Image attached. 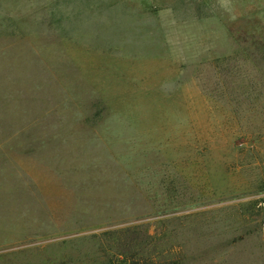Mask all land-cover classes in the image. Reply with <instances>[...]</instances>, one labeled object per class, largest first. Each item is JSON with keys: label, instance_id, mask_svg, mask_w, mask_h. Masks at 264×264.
<instances>
[{"label": "rangeland", "instance_id": "obj_1", "mask_svg": "<svg viewBox=\"0 0 264 264\" xmlns=\"http://www.w3.org/2000/svg\"><path fill=\"white\" fill-rule=\"evenodd\" d=\"M69 106L113 174L37 239L6 236L26 206L1 190L0 264H264V0H0V137Z\"/></svg>", "mask_w": 264, "mask_h": 264}, {"label": "crops", "instance_id": "obj_2", "mask_svg": "<svg viewBox=\"0 0 264 264\" xmlns=\"http://www.w3.org/2000/svg\"><path fill=\"white\" fill-rule=\"evenodd\" d=\"M52 59L55 60L56 57ZM61 60V67L58 70L54 68L51 78L57 79L58 83L60 80H68L65 95L71 96V88H75L77 80L75 63L63 55ZM46 77L50 78L47 75ZM51 90L54 94H59L55 89ZM87 103L91 104L90 101ZM69 108L73 109L75 115L79 112L78 119L52 120L53 126L46 125L43 127V133L39 135H29L30 126L28 123L22 125V118L19 126H13L15 129L11 124L4 122L6 128L11 126L12 130L0 137V191L4 188L8 190V186H11L16 191L12 198L22 201L26 206V222L23 229L16 232L9 226L5 230L9 239L19 233H25L26 238L37 239L57 230L60 207L68 210L69 218L64 219V223L87 222L85 215L81 214H85L88 208L81 206V202L72 206L69 203L71 196L67 193L73 191L76 196V192L89 190L87 186H90L91 179L96 181L93 176L113 174V159L106 141L90 123L81 120V111H75V106ZM50 127L51 129H48ZM49 172L55 175H47ZM45 177L49 181L45 182ZM58 192H62L64 205L59 204ZM75 206L80 209L81 217L78 220L75 216ZM19 208L6 211L18 216ZM2 238L0 234V239Z\"/></svg>", "mask_w": 264, "mask_h": 264}]
</instances>
